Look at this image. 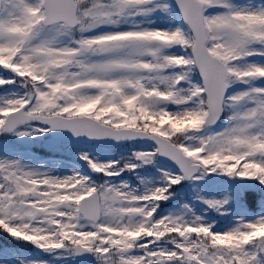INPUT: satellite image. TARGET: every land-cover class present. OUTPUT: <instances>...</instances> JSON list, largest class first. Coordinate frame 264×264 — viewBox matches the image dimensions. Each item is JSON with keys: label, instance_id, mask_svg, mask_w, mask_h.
<instances>
[{"label": "snow or ice", "instance_id": "1", "mask_svg": "<svg viewBox=\"0 0 264 264\" xmlns=\"http://www.w3.org/2000/svg\"><path fill=\"white\" fill-rule=\"evenodd\" d=\"M0 234V264H264V0H0Z\"/></svg>", "mask_w": 264, "mask_h": 264}, {"label": "rangeland", "instance_id": "2", "mask_svg": "<svg viewBox=\"0 0 264 264\" xmlns=\"http://www.w3.org/2000/svg\"><path fill=\"white\" fill-rule=\"evenodd\" d=\"M245 2L246 1H242V0H234V3H237V4H243ZM140 144H142V143H140ZM33 145H35V147H42L47 153L51 154L48 151V148H47V146H46V144L44 143L43 140H39L38 139L37 141L34 142ZM138 145L132 144L130 147H128V149H120V150L118 149V150H116L114 152L110 151V153L101 152V151H97V150H96L97 151L96 152L95 150H93L90 153V156H95L99 161L104 162V161H106L108 159H115V158L121 157L123 155L130 154V152L133 151V150H150L147 147H145L143 149H139ZM144 145H148V144H144ZM32 162L37 164V165H42L45 169L53 167V165H51V163L47 162V160H43L41 162H35V161H32ZM149 167H151V166H149ZM138 171L143 172V169H140ZM147 179L153 180V177L149 176V177H147ZM159 179H160V177H158V175L155 172V181H158ZM178 188L179 189H177V194L176 195H179V196H182V197H186L187 200L185 201V203H189V189L186 188V187H182L181 185H179ZM181 212H182V208L180 206H175L173 209L166 210L165 214L181 213ZM211 216H212V220H210L209 222L215 221L218 224V226H221L224 223L223 221H216L215 217H214V214H211ZM27 247H28V251H26L25 256H27L29 258H39V259H43L45 257L46 260H48L49 264H54V260H52L47 254L39 253V250H32V246H30V245L27 246ZM29 252H32V254L29 253Z\"/></svg>", "mask_w": 264, "mask_h": 264}]
</instances>
